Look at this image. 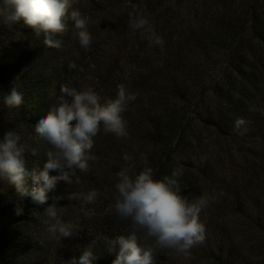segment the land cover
Listing matches in <instances>:
<instances>
[{
  "label": "trees",
  "instance_id": "trees-1",
  "mask_svg": "<svg viewBox=\"0 0 264 264\" xmlns=\"http://www.w3.org/2000/svg\"><path fill=\"white\" fill-rule=\"evenodd\" d=\"M133 7L147 16L162 46L129 28ZM73 8L89 18L88 49L80 46L72 21L56 49L23 20L10 28L0 17V141L18 132L26 168L42 171L47 157L35 144L41 140L35 126L66 83L77 91L93 88L102 102L116 97L119 84L137 93L124 113L128 136L117 138L101 125L91 150L98 162H90L87 173L77 170L78 184L75 177L71 184L59 181L43 205L31 197V176L24 196L0 180V264H66L93 241L94 264H112L116 253L97 237L131 234V222L120 220L113 207L117 174L129 167L124 154L137 174L144 154L158 179L181 167L178 183L189 201L213 197L200 214L206 239L197 252L162 249L156 264H192L197 256L213 264H264V248L252 249V232L264 239V0H75ZM94 24L107 27L100 31ZM98 40L106 41L109 56L99 58ZM68 41L78 44L82 58L72 61V52L63 53ZM13 88L24 102L10 109L3 97ZM238 118L245 121L239 132ZM92 189L98 191L93 204L68 198ZM58 196L59 217L79 224L60 241L48 232L53 221L45 215ZM234 217L237 225L228 221Z\"/></svg>",
  "mask_w": 264,
  "mask_h": 264
},
{
  "label": "clouds",
  "instance_id": "clouds-1",
  "mask_svg": "<svg viewBox=\"0 0 264 264\" xmlns=\"http://www.w3.org/2000/svg\"><path fill=\"white\" fill-rule=\"evenodd\" d=\"M75 0H3L0 4V17L10 28L21 20L34 29L37 37L43 34L44 44L60 49L62 36L69 27V21L79 31V44L88 49L93 37L87 30L89 18L73 8ZM129 28L140 34H150L156 45H163V39L152 30L147 16L133 7L129 13ZM79 56V52H73ZM138 94L130 91L125 84L117 85L114 99L101 101V97L91 88L77 91L69 84H62L60 96L49 112L35 126V132L46 141L50 150L46 152L47 161L42 171L29 172L24 159L25 148L22 137L16 131H8L0 141V180L14 185L21 196L28 195L27 179L31 176L33 187L31 197L38 204L49 200L48 193L55 189L59 181L69 184L80 182L79 172L91 170L90 162H98L91 153L94 137L103 125L105 133L117 138L128 136L127 121L124 113L129 105L137 99ZM8 108H19L23 102V94L13 88L10 94L3 97ZM245 124L243 118L235 121V130L240 131ZM243 134V132H240ZM35 153V150H33ZM123 159L129 167L121 170L115 183L114 210L120 220L131 222V234L120 235L114 239H103L109 253H116L112 264H156L159 250L171 249L176 254L187 256L190 250L205 242L206 229L200 220V214L211 196H200L194 201L181 195L179 177L183 169L177 167L170 176L156 178L152 167L148 166L147 157L141 154L143 169L137 174L132 157L124 154ZM205 157H201L203 160ZM57 171L58 175H51ZM42 182V186H41ZM69 199H79L82 204H93L98 198V191L72 193ZM53 203L45 210L48 221V232L51 237L60 241L71 237L78 229V222L63 221L58 215L57 201L62 196L53 197ZM22 209L17 210L20 214ZM142 234V235H138ZM154 241L151 246L148 241ZM95 241L86 247L79 257L73 256L66 264H94L98 256L93 251Z\"/></svg>",
  "mask_w": 264,
  "mask_h": 264
},
{
  "label": "rangeland",
  "instance_id": "rangeland-1",
  "mask_svg": "<svg viewBox=\"0 0 264 264\" xmlns=\"http://www.w3.org/2000/svg\"><path fill=\"white\" fill-rule=\"evenodd\" d=\"M94 26L97 28V29H99L100 30V28H103V29H105L107 26H103V25H97V24H94ZM101 31V30H100ZM106 39H107V36H106ZM98 43H99V40L97 41ZM100 42H104V43H99V45H100V54H99V58H102L101 56L102 55H108L109 56V52H106V41L105 40H103V41H101L100 40ZM78 44L76 43V42H73V41H68V45H67V47H66V49L64 50V52L63 53H65V52H72V54H70V58H71V60L72 61H74V57H75V61H77V60H79L80 58H82L83 56L81 55V54H79V56H75V55H73V52L75 51V52H77L76 51V49H74V46H75V48H76V46H77ZM69 49V50H68ZM101 55V56H100ZM35 144L36 145H38L39 146V149H41L42 151H44V152H47L48 150H50V148H51V146L46 142V141H44V140H40V141H35ZM231 220V223L233 224V225H237L238 224V219L237 218H232V219H228V221H230ZM247 230H248V228H247ZM253 234H252V237H253V241H254V246L252 247V249H254V250H261V248H264V246H262V245H260V242L261 243H263L264 244V239H262L261 237H260V235L257 233V232H252ZM246 238V237H245ZM198 247H200V246H198ZM200 249V248H199ZM195 250H196V252H197V248L196 247H194V251L193 252H195ZM251 250V249H250ZM194 256H197V255H194ZM181 258V257H180ZM197 259H198V261H197ZM197 259L194 257V258H192V259H190V261H189V263H192V264H195L196 262H198L197 264H213V262L212 261H210V260H208V259H201V257H199V256H197Z\"/></svg>",
  "mask_w": 264,
  "mask_h": 264
}]
</instances>
